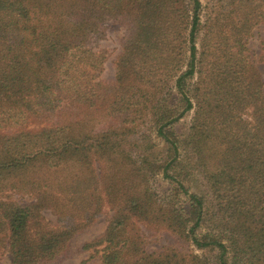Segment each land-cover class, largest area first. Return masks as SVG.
I'll return each instance as SVG.
<instances>
[{
	"label": "trees",
	"instance_id": "obj_1",
	"mask_svg": "<svg viewBox=\"0 0 264 264\" xmlns=\"http://www.w3.org/2000/svg\"><path fill=\"white\" fill-rule=\"evenodd\" d=\"M116 19L105 84L90 42ZM262 26L264 0H0V257L56 261L107 208L82 247L100 264H264ZM142 226L176 243L151 252Z\"/></svg>",
	"mask_w": 264,
	"mask_h": 264
},
{
	"label": "rangeland",
	"instance_id": "obj_2",
	"mask_svg": "<svg viewBox=\"0 0 264 264\" xmlns=\"http://www.w3.org/2000/svg\"><path fill=\"white\" fill-rule=\"evenodd\" d=\"M202 3L205 5L207 0H202ZM105 25L106 36L104 38L94 37L91 40L90 45L96 51L105 52L107 61L99 79L105 84H112L117 73V60L122 52V45L128 34V23H126L123 19H116L106 22ZM263 37L264 26H262L261 29L255 31L249 46L258 61V66L264 80V64L261 62V42ZM192 116L193 112H191L185 119L177 124L176 129L179 133H185L189 130ZM159 144V147L163 146V144L160 142ZM183 158V166L185 167V170L183 171L182 175L186 179V186L189 187L191 191L197 192L202 197L207 199L209 196V191L206 181L192 168V163H189L185 157ZM157 187L159 190L168 189L169 185L167 180L159 177ZM111 216V211L105 208L104 213L96 220V222L85 232L81 233L74 239V241L71 243L69 251L66 254L61 256L56 261L48 264H100L101 260L99 250H84L82 247L86 243H90L104 235ZM47 217L50 219V221H53V218L49 214ZM142 230L146 236L147 248L151 252L159 251L167 245L176 243L175 238L163 230L144 226H142ZM0 264H12L9 253L6 252L2 254L0 257Z\"/></svg>",
	"mask_w": 264,
	"mask_h": 264
}]
</instances>
